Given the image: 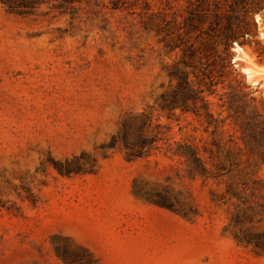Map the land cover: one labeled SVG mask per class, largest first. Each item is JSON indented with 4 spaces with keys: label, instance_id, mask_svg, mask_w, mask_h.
<instances>
[{
    "label": "rangeland",
    "instance_id": "rangeland-1",
    "mask_svg": "<svg viewBox=\"0 0 264 264\" xmlns=\"http://www.w3.org/2000/svg\"><path fill=\"white\" fill-rule=\"evenodd\" d=\"M227 3H0V264H264V8Z\"/></svg>",
    "mask_w": 264,
    "mask_h": 264
},
{
    "label": "trees",
    "instance_id": "trees-1",
    "mask_svg": "<svg viewBox=\"0 0 264 264\" xmlns=\"http://www.w3.org/2000/svg\"><path fill=\"white\" fill-rule=\"evenodd\" d=\"M42 0H0V3L6 6L11 12L17 13L19 15L25 14L23 8L31 7L35 3H40ZM66 1V0H65ZM233 5H237L241 7L242 13V18H250L252 16V13L264 8V0H231V4H226L227 8H231ZM226 16V18H225ZM229 14H225L224 12L221 11H216L213 14L214 22L216 24L221 25V18H225V23H222V28L223 31L221 40L218 42L219 44L223 45L225 48V51H228L229 48L232 47L234 40L239 39L237 36H235L236 32L243 33V31H236L234 29V25L231 21V17L229 18ZM252 22V19H251ZM242 36V35H241ZM239 42V40H238ZM245 41H240L239 44L243 45ZM259 45V44H257ZM255 52L257 53L258 57L262 58L264 57V45H259L258 48L255 49ZM228 55V53H226ZM195 53L192 50L191 46H188L186 50H184L183 56L187 57L189 60H192L195 58ZM184 67L182 69L178 67H174V69L171 72V77L177 81V86L178 89L175 91L177 92L178 90H184V88H189L187 86H190V80H189V72L186 71L185 68L187 67H192L189 62H185ZM189 90V89H188ZM201 92V91H199ZM189 94H192V92L185 91V93L181 95H177V93H174L171 100H170V107L176 106V105H184L185 102L189 98H193L194 96H188ZM194 95V93H193ZM195 99V98H194ZM181 103V104H180ZM229 103V102H228ZM125 133L122 134L123 142L126 143V138H125ZM140 141L144 143V138L139 137ZM117 141V140H116ZM185 155V154H181ZM186 162L188 165L191 167L192 164L196 165V168L203 169L200 159L196 156L195 152L193 151L191 156H188L186 158Z\"/></svg>",
    "mask_w": 264,
    "mask_h": 264
}]
</instances>
